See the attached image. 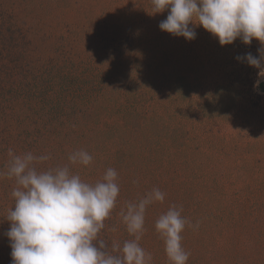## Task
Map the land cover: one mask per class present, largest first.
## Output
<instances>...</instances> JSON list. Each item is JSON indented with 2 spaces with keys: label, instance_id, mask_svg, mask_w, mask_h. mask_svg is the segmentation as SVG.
I'll list each match as a JSON object with an SVG mask.
<instances>
[{
  "label": "rangeland",
  "instance_id": "1",
  "mask_svg": "<svg viewBox=\"0 0 264 264\" xmlns=\"http://www.w3.org/2000/svg\"><path fill=\"white\" fill-rule=\"evenodd\" d=\"M167 15L151 0H0V170L9 149L50 154L42 168L84 149L82 179L118 173L109 250L132 238L126 202L158 187L139 242L151 264H170L154 227L170 205L199 222L182 233L186 264H264V77L235 59L261 44L220 46L202 27L187 41L159 29ZM14 185L0 177V264Z\"/></svg>",
  "mask_w": 264,
  "mask_h": 264
},
{
  "label": "clouds",
  "instance_id": "2",
  "mask_svg": "<svg viewBox=\"0 0 264 264\" xmlns=\"http://www.w3.org/2000/svg\"><path fill=\"white\" fill-rule=\"evenodd\" d=\"M153 14L168 10L158 27L187 41L196 38V27L217 38L220 46L238 38L245 45L255 39L261 47L235 59L258 69L264 77V0H151ZM191 25V26H190ZM258 79L254 87L260 84ZM6 170L0 177L14 179L11 191L14 206L8 210L12 264H151L152 256L140 245L149 206L162 203L165 193L158 187L135 201L126 202L119 215L131 239L111 244L100 238L105 220L116 207L120 193L118 173L107 168L95 182H88L72 171V165L88 166L93 157L78 149L68 163L42 168L49 155L8 151ZM194 230L182 216V207L170 205L155 221V230L164 242L170 264H186L189 253L182 246L185 227ZM115 231V229H113Z\"/></svg>",
  "mask_w": 264,
  "mask_h": 264
}]
</instances>
